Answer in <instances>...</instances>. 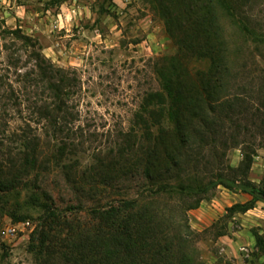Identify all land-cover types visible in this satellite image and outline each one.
Here are the masks:
<instances>
[{
	"label": "rangeland",
	"instance_id": "1",
	"mask_svg": "<svg viewBox=\"0 0 264 264\" xmlns=\"http://www.w3.org/2000/svg\"><path fill=\"white\" fill-rule=\"evenodd\" d=\"M216 6L220 35L232 63L228 89L257 90L264 82V0H220ZM176 49L148 0H0V160L14 157L12 153L23 150L24 142L38 137L45 164L35 173L36 180L53 196L57 207H89L96 200L105 203L137 196L147 186L142 177L121 179L108 187L99 182L89 193L94 198H90L83 188L74 191L67 175L80 180L85 174H95L118 160L119 152L125 154V146L139 141L146 122L157 129L155 119L164 116V104L158 102L165 101L158 68ZM36 54L63 70L69 81V93L63 97L69 115L59 118L64 127L61 133L54 130L48 117L33 112L54 101L46 84L27 77L37 72ZM188 65L196 70L207 62L189 59ZM246 93L243 95L249 96ZM221 110L217 117L230 113L226 107ZM249 115L247 111L241 115L242 123ZM256 132V140L250 133H242L241 145L226 150V164L242 145L259 144L261 135ZM63 142L71 145L66 147L63 162L55 166L57 146ZM195 148L199 152L200 145ZM210 156L208 153L206 158ZM66 164L72 168L67 170ZM216 192L210 190L205 197ZM147 193H143L145 199L168 205L170 215L189 224L188 211L183 214L182 210L194 202V196ZM27 198L28 192L21 190L2 203L6 205L0 212V243L6 249H0V264H60L59 259H49L43 253V211L27 205ZM22 221L30 222L24 231L9 237L1 234L3 227ZM193 231L190 247L196 249L200 263L218 264L215 230Z\"/></svg>",
	"mask_w": 264,
	"mask_h": 264
},
{
	"label": "trees",
	"instance_id": "2",
	"mask_svg": "<svg viewBox=\"0 0 264 264\" xmlns=\"http://www.w3.org/2000/svg\"><path fill=\"white\" fill-rule=\"evenodd\" d=\"M219 1L148 0L177 46L175 55L158 68L161 95L165 99L158 104H164V116L155 119L156 130L146 122L139 141L125 146L126 155L119 152L118 160L95 174H85L80 180H71L67 175L74 191L83 188L87 194L95 191L99 182L108 187L121 179L142 177L147 186L137 196L105 203L96 200L89 207L80 204L57 207L53 196L36 180L35 173L45 164L38 137L24 142L23 150L12 153L14 157L0 160V212L6 205L2 203H7L11 194L26 190V204L43 211L40 240L49 259H59L60 264H202L196 249L190 247L194 231L188 222H179L168 213V205L147 200L143 193L194 196L196 199L182 210L183 214L196 207L218 185L253 196L244 204L233 205L230 212L246 211L254 206L255 200H263L258 195L264 192L263 187L251 182L248 172L253 154L264 145V82L257 90L228 89L232 63L220 35L216 6ZM35 56L37 72L27 77L46 84L54 101L33 112L48 117L54 130L61 133L64 127L59 118L69 115L63 99L69 93L66 89L69 81L63 70L47 63L40 54ZM189 59L207 62V66L192 70ZM245 93L249 96H244ZM224 107L230 113L217 117V110ZM246 111L250 117L246 116L247 122L242 123L241 115ZM141 118L145 122V117ZM252 130L261 135L259 144L241 146L243 158L237 167L226 164V150L241 145L242 133H250L256 140L257 132L252 134ZM53 138L59 140L56 135ZM68 145L71 143L57 146L59 157L55 166L63 162ZM195 145H200L199 152L195 151ZM207 151L212 158H206ZM65 166L67 170L72 168ZM89 197L94 198L90 194ZM255 236L262 252L264 232L255 231ZM0 249H6L4 243H0Z\"/></svg>",
	"mask_w": 264,
	"mask_h": 264
},
{
	"label": "crops",
	"instance_id": "3",
	"mask_svg": "<svg viewBox=\"0 0 264 264\" xmlns=\"http://www.w3.org/2000/svg\"><path fill=\"white\" fill-rule=\"evenodd\" d=\"M242 158V152L236 149L230 165L237 167ZM248 178L264 189V145L253 154ZM216 189L210 198H203L196 207L188 210L190 227L197 232L208 228L215 230L214 241L221 259L218 264H264V250L259 252L255 236V231L259 234L264 232V201L255 200L254 206L246 211L230 212L233 205L252 200V194L223 185ZM219 221L224 222L220 224ZM207 240L212 242L209 238ZM207 253L213 257L211 250Z\"/></svg>",
	"mask_w": 264,
	"mask_h": 264
},
{
	"label": "built area",
	"instance_id": "4",
	"mask_svg": "<svg viewBox=\"0 0 264 264\" xmlns=\"http://www.w3.org/2000/svg\"><path fill=\"white\" fill-rule=\"evenodd\" d=\"M29 225V221H22L16 224H9L2 228L1 234L5 237L15 236L18 230L24 231Z\"/></svg>",
	"mask_w": 264,
	"mask_h": 264
},
{
	"label": "water",
	"instance_id": "5",
	"mask_svg": "<svg viewBox=\"0 0 264 264\" xmlns=\"http://www.w3.org/2000/svg\"><path fill=\"white\" fill-rule=\"evenodd\" d=\"M258 195L264 200V192L263 191L258 192Z\"/></svg>",
	"mask_w": 264,
	"mask_h": 264
}]
</instances>
